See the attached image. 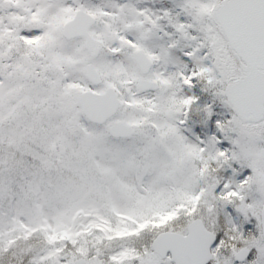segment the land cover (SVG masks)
<instances>
[{
	"label": "snow or ice",
	"instance_id": "obj_1",
	"mask_svg": "<svg viewBox=\"0 0 264 264\" xmlns=\"http://www.w3.org/2000/svg\"><path fill=\"white\" fill-rule=\"evenodd\" d=\"M0 264H264V0H0Z\"/></svg>",
	"mask_w": 264,
	"mask_h": 264
}]
</instances>
